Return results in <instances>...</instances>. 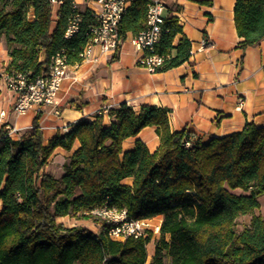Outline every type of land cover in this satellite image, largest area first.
Returning <instances> with one entry per match:
<instances>
[{
  "label": "trees",
  "instance_id": "obj_1",
  "mask_svg": "<svg viewBox=\"0 0 264 264\" xmlns=\"http://www.w3.org/2000/svg\"><path fill=\"white\" fill-rule=\"evenodd\" d=\"M149 2L131 0L119 22L122 39L145 27ZM71 12V0H63L56 14L51 0H0L7 74L20 72L32 80L62 49L71 63L81 62L95 19L80 8V29L65 38ZM169 12L156 44L155 52L165 56L157 71L191 56V41L185 35L176 40L183 28ZM234 13L240 47L259 44L264 0H236ZM169 112L123 103L109 110V124L102 114L82 117L47 143L40 113L20 136L1 128L0 264H145L152 233L112 238L111 224L92 212L106 201L132 219L162 217L151 264H165L167 255L172 264H264V214L256 212L264 194V125L247 122L239 131L205 141L194 130H172ZM147 126L156 127L157 149L137 139L125 150V139ZM77 142L60 177L45 171L57 147L72 150ZM66 215L93 219L99 231L58 221ZM241 215L251 218L238 230Z\"/></svg>",
  "mask_w": 264,
  "mask_h": 264
},
{
  "label": "crops",
  "instance_id": "obj_2",
  "mask_svg": "<svg viewBox=\"0 0 264 264\" xmlns=\"http://www.w3.org/2000/svg\"><path fill=\"white\" fill-rule=\"evenodd\" d=\"M77 1L81 9L90 6L85 0ZM163 1L166 9H170L169 14L176 16L183 28L176 40L185 35L191 41L189 60L169 70L149 71L139 65L141 53L131 44L132 33L129 32L117 52L101 55L97 62L82 60L72 66L71 74L62 81L53 104L35 105L22 115H15L12 111L16 95L6 85V66L10 56L5 36H0V112L6 113L0 116V129L8 123L19 129L15 136H20L40 113V125L47 143L57 133L68 131L80 118H94L104 106L109 112L123 103L135 110L142 105L166 107L170 109L172 130L188 128L205 141L212 136L239 131L247 122L263 126L264 39L255 46L240 47L242 39L235 26L236 0ZM205 39L208 44L202 46ZM96 52H99L98 48ZM44 58L42 54L41 59ZM239 99L243 100L241 108L238 107ZM108 112L103 118L105 124L111 120ZM137 139H141L151 151L156 150L160 143L156 127L147 126L136 137L125 139L124 149H132ZM78 146L77 142L72 150L57 147L45 171L60 177L64 173L65 162ZM51 165L58 169L57 173L50 170ZM131 180L128 178L126 181L130 183ZM259 201L260 208L256 212L264 214V194ZM243 216H249V222L251 215H241L238 220ZM153 218H158L161 224V216ZM83 219L70 215L58 217V221L67 226L79 224L95 233L99 231L97 223L89 225L82 221L90 219ZM158 234H153L147 244L145 264H151ZM166 238L169 239L168 234ZM165 264H172L168 255L165 256Z\"/></svg>",
  "mask_w": 264,
  "mask_h": 264
},
{
  "label": "built area",
  "instance_id": "obj_3",
  "mask_svg": "<svg viewBox=\"0 0 264 264\" xmlns=\"http://www.w3.org/2000/svg\"><path fill=\"white\" fill-rule=\"evenodd\" d=\"M90 6L95 19L94 25L88 30L89 41L80 53L82 60L97 62L101 55H110L117 52L123 39L119 36V22L129 7L131 0H85ZM63 0H51L55 10ZM72 12L67 22L65 38L72 37L80 29L82 14L79 2L71 0ZM166 5L163 0H152L148 3L146 25L138 33L130 36V42L141 54L138 59L139 65L149 71H157L162 66L164 55L155 52L156 44L160 39L163 24L166 18ZM208 44L205 39L202 46ZM96 48L99 52H96ZM79 62L71 63L65 49L53 54L44 70L32 80H29L23 73L17 72L6 75V85L14 91L16 99L12 105L15 115H22L35 105L40 107L53 104L56 95L61 87L62 81L71 74V67ZM243 100L239 99L238 107L241 108ZM108 108L104 106L97 113L105 115ZM5 111L0 112V116H5ZM8 134L15 136L19 129L8 123L4 124ZM68 129V127H65ZM98 217L108 221L111 226L109 235L114 239H124L128 235L134 237L145 236L150 232L159 233L160 224L151 223L153 218L132 219L127 216L125 209L104 205L92 211Z\"/></svg>",
  "mask_w": 264,
  "mask_h": 264
},
{
  "label": "rangeland",
  "instance_id": "obj_4",
  "mask_svg": "<svg viewBox=\"0 0 264 264\" xmlns=\"http://www.w3.org/2000/svg\"><path fill=\"white\" fill-rule=\"evenodd\" d=\"M50 170L57 173L58 172V169H56L55 167H53V165L50 166ZM77 218V217H76ZM80 220H84L83 218H78ZM248 219H249V216H243L241 217L239 220H238V224H237V229L240 230L243 225L245 224V222H248ZM89 220V219H88ZM82 223H87V224H93V223H96L95 220L93 219H90L89 221L85 222V221H82ZM151 223H154L155 225L156 224H160L158 218H153L152 222ZM158 234V233H156ZM160 233L157 235L159 236ZM157 236L155 237V239L157 238ZM149 247L151 248V244L149 245Z\"/></svg>",
  "mask_w": 264,
  "mask_h": 264
}]
</instances>
